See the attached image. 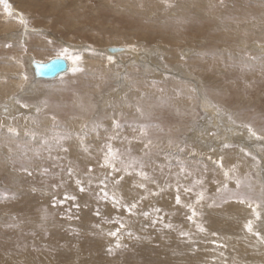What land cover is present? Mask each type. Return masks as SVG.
<instances>
[{"label":"rangeland","instance_id":"rangeland-1","mask_svg":"<svg viewBox=\"0 0 264 264\" xmlns=\"http://www.w3.org/2000/svg\"><path fill=\"white\" fill-rule=\"evenodd\" d=\"M263 15L264 0H0V68L20 86L0 99L4 105L17 99L14 116L0 110V118L27 122L0 125V263L64 264L96 253L105 264H156L144 262L146 255L164 258L163 248L171 250L173 242L214 236L216 218L228 219L234 209V233L260 236ZM128 46L139 52L166 47L153 51L166 67L172 50L180 59L186 55V73L162 68L160 75L154 64L148 73L135 66L121 71L114 54ZM54 58L70 59L72 70L53 81L32 80L29 60ZM89 66L106 67L102 84ZM76 67L83 79L59 87ZM118 74L128 76L126 89ZM101 86L106 103L96 95ZM130 86L142 96L127 100ZM143 102L146 110L153 105L154 119L141 117ZM203 102L218 109V121L208 118ZM225 114L236 125L227 127L239 134L251 129L257 139L246 147L222 135L220 157H214L228 164L221 173L212 158L195 154L198 145L186 132L196 123L222 126ZM189 121L180 132L178 125ZM249 224L256 229L250 232Z\"/></svg>","mask_w":264,"mask_h":264},{"label":"bare ground","instance_id":"bare-ground-1","mask_svg":"<svg viewBox=\"0 0 264 264\" xmlns=\"http://www.w3.org/2000/svg\"><path fill=\"white\" fill-rule=\"evenodd\" d=\"M245 1V0H244ZM212 3V1H209ZM208 2V3H209ZM239 2V1H238ZM254 4V3H253ZM207 5V4H206ZM257 5V4H256ZM212 6V4H211ZM209 9V8H208ZM248 13V12H247ZM261 13V12H260ZM208 15L206 14V20L207 19H210V17H207ZM261 18V17H259ZM264 20V15L262 17ZM258 21V20H257ZM256 23V22H255ZM246 24V23H245ZM257 24V23H256ZM252 25V24H251ZM258 25V24H257ZM220 26V25H218ZM26 27V26H25ZM24 27V28H25ZM28 27V26H27ZM29 29V28H28ZM31 32V31H30ZM13 36V35H12ZM17 37V36H16ZM39 41V40H38ZM37 44V43H36ZM43 44L44 42H40L39 46L43 47ZM68 45V44H67ZM203 45V44H202ZM69 46V45H68ZM73 46V45H70V47ZM164 46V45H162ZM162 46H158L156 47L157 49H159L160 51H162V53L164 51L167 50L166 47H164L163 49L161 48ZM261 46V45H260ZM73 47H76V46H73ZM250 48H256L255 50H257L259 47L255 44H251L249 45ZM21 48V47H20ZM111 48V47H109ZM156 48H153L152 49H148V50H144L142 52H139L137 50H134V48H131V47H125L123 49H121L120 52H117L115 55V59H117L118 61H116V65H118L119 63V69H121V71H127L128 70H133V67L132 66H135V67H140V68H143L144 71H146L148 73V70L150 67H153V64H154V67L156 70H158L159 74H160V71H163L162 68H166L165 70L167 69H170L171 71H178V72H183V73H186L185 71V65L183 64L184 62H188V60H186L188 57H186V55H183V59H180L179 57H177V53L176 51H173L172 50V54L174 56H172L173 61L171 62L172 64L169 66V67H166L164 66V64L162 65L161 64V60H159L156 55L154 54V50L156 51ZM38 49V48H37ZM42 49H45V48H42ZM74 50H76V48H72ZM82 49V48H81ZM106 49V48H104ZM264 49V48H263ZM183 49V53L185 52H189L190 50H187ZM215 51V50H214ZM83 52V51H82ZM125 52V53H124ZM170 51H167V53L169 54ZM182 53V54H183ZM93 54V53H92ZM97 54V53H96ZM158 54V52H157ZM165 55V54H163ZM85 56V55H84ZM97 56V55H95ZM152 56V57H151ZM179 56V55H178ZM123 57V58H122ZM128 58V60L126 58ZM154 57V58H153ZM193 58L195 56H192ZM182 58V57H181ZM52 60V59H51ZM67 60V59H66ZM85 60V59H84ZM31 62L30 64V67L32 69V80H39L37 78L34 77V64L35 63H40V62H36V60H32L30 59L29 60ZM68 61V70H72V63L70 62L71 60H67ZM76 62V61H75ZM82 62V61H81ZM16 63V62H15ZM79 63V62H78ZM189 63V62H188ZM187 63V64H188ZM74 64V63H73ZM84 64V63H83ZM98 64V63H96ZM90 65V64H88ZM92 65V64H91ZM95 65V64H94ZM101 65V64H100ZM114 65V66H116ZM160 66L159 68L156 67V66ZM189 65V64H188ZM78 66V65H77ZM97 66V65H96ZM2 67V66H1ZM19 68V67H18ZM187 68V66H186ZM4 69V68H3ZM6 69V68H5ZM21 69V68H20ZM87 70H89L90 72H92L91 75H93L95 77V82H96V85L97 84H102L103 81L102 79L104 78L103 76V73H106V67H100V68H95V69H92L91 66H89L88 68H86ZM102 69V70H101ZM11 70V69H10ZM16 70V69H15ZM19 70V69H18ZM80 68L78 69V67L75 68V71H73L71 73V75L66 76V78H63V80L61 81V83L59 84V87L62 88V86H66L67 84V80L68 79H76V80H79V79H83L82 76H76V71L79 72ZM141 70V69H140ZM152 70V69H151ZM0 99H6L9 97V95L13 92V91H16L20 86H19V83L18 82H8V78H11L12 75H10V73L8 72H4V70H1L0 68ZM109 71V70H108ZM142 71V72H144ZM168 71V70H167ZM165 71V72H167ZM65 73V72H64ZM64 73H61L60 75H58L56 78H58L59 76H61L62 74ZM135 73V72H134ZM109 74V73H108ZM171 74V73H170ZM182 74V73H180ZM10 75V76H9ZM156 75H158V73H156ZM161 75V74H160ZM173 75V74H172ZM183 75V74H182ZM116 76V75H114ZM118 82L119 84H121V87L120 89H126V83L129 82V80L126 78V77H122L121 74H118ZM184 76V75H183ZM145 77V76H144ZM163 77V75L161 76ZM55 78V79H56ZM86 78V77H85ZM84 78V79H85ZM55 79H52V80H46V81H53ZM108 79V78H107ZM125 79V80H124ZM92 80V79H91ZM45 81V82H46ZM75 81V80H74ZM83 81V80H81ZM88 80H86L87 82ZM93 82V80H92ZM123 82V83H122ZM33 83V82H32ZM32 83H30L32 85ZM196 83V82H194ZM110 84V83H109ZM118 84V85H119ZM130 84V82H129ZM58 85V84H57ZM99 86V85H98ZM58 87V88H59ZM84 86L81 85L79 86V88H83ZM103 87H104V84H103ZM131 87V86H130ZM33 88V87H32ZM92 88V86H91ZM196 88V87H195ZM128 89V88H127ZM97 92H96V95L97 97H99L103 102V103H106L107 102V99H109L108 97H105V96H109L107 93L105 94V92L102 91V86L97 88L96 89ZM28 91V90H27ZM130 91V90H129ZM58 92V91H57ZM120 92V91H119ZM124 92V91H122ZM114 91L112 90L110 92V94H113ZM23 94V93H22ZM84 94V93H83ZM125 94V93H124ZM139 95L142 96L141 93L137 92L134 88L131 87V92L127 95V100H132L134 101ZM111 96V95H110ZM117 96V95H115ZM146 96V95H145ZM124 97V96H123ZM144 97V96H143ZM58 98V97H57ZM147 98V97H146ZM85 99V97H84ZM83 99V100H84ZM134 99V100H133ZM141 99V98H140ZM110 100V99H109ZM125 100V98H124ZM142 100V99H141ZM4 101V100H3ZM16 102L17 99H15L14 97L11 98V100L9 101V105L6 104L4 105V103H1L0 104V110H2L3 112H6V113H3V114H6V115H13L15 114V107H17V105L13 102ZM89 101V100H88ZM137 101V100H136ZM143 101V100H142ZM127 102L126 101V105H127ZM141 102V101H140ZM148 102V101H147ZM144 103L143 102V105H142V108L144 107V115L141 116L143 119L146 118V120L148 119H154L155 118V114L156 112H154V110L152 109L153 108V105H151L149 107V109L146 110V106H149V102L148 104ZM18 103V102H17ZM82 103V102H81ZM130 101L128 102V105H129ZM132 103V102H131ZM138 103V102H137ZM175 103V102H174ZM177 103V102H176ZM96 104V103H95ZM98 104V103H97ZM102 104V103H100ZM146 106H145V105ZM172 104V103H171ZM8 105V106H7ZM122 106H125L126 105L123 103H121ZM176 105V104H175ZM179 105V104H178ZM178 105H177V108H178ZM89 106V105H88ZM102 105H100V108H101ZM121 106V107H122ZM132 106V105H131ZM97 107V106H96ZM105 108V106H102ZM129 108V106H127ZM126 107V108H127ZM180 107V106H179ZM183 107V106H182ZM103 108V109H104ZM136 108V107H135ZM138 108V107H137ZM184 108V107H183ZM202 108L203 110L206 112V114L208 115V118H212L213 121H218L217 120V116L219 115L218 113V109L213 107L209 102H203V105H202ZM107 109V108H106ZM141 109V108H140ZM185 109V108H184ZM139 110V109H138ZM192 110V109H191ZM128 113H132L133 116H135V114H137V111H134V110H129L127 109ZM187 111V110H185ZM194 111V110H193ZM136 112V113H135ZM182 112V111H181ZM180 112V113H181ZM127 113V112H125ZM139 115H141V111H139ZM1 114V113H0ZM123 114H124V111H123ZM183 114V113H182ZM186 115H188V113H185ZM184 114V115H185ZM125 115V114H124ZM131 115V114H130ZM226 115V114H225ZM42 116V115H41ZM40 116V117H41ZM149 116V117H148ZM179 116V115H178ZM9 117V116H7ZM6 117V118H7ZM184 117V116H183ZM134 118V117H133ZM141 118V119H142ZM30 119V118H29ZM135 119V118H134ZM189 119V118H188ZM192 119V118H191ZM223 119V118H222ZM34 120V119H33ZM56 120V119H55ZM59 120V119H58ZM147 120V121H148ZM60 121V120H59ZM92 121V120H91ZM133 121V120H132ZM139 121V120H138ZM188 121V120H187ZM222 121V122H221ZM11 122L10 118L9 119H1L0 118V125L5 123L8 125V123ZM135 122V120H134ZM134 122H132L131 124H128V125H133L134 127ZM192 121H189V123H185L186 125H178L180 127V132H183L186 130V128L188 127L187 125L190 124ZM222 126H215L216 124H214V126H212L211 124H209L208 128H206V123H196L195 127L193 126L192 130L189 132H186L187 136H188V139L190 140V142L192 141L194 144L198 145V148L196 147V150H195V154H197L198 156H207L208 158H212V160H210V164H214L217 166L218 170L222 172V170H220V166L223 164V166L226 164L228 165L226 162L224 163H220L215 161V159L217 157H220V155L218 156H215L218 152H220V150L218 149V147H222L223 146V142H222V138H220L222 135L223 136H226L225 138V142L227 143H232L233 141L237 142L238 146H246V147H249V141H252L254 139H257V138H251V136L249 135V131L250 130H241L240 133L242 134H239L237 132H239V129L237 132H235L234 130L231 129V127H227V126H236L233 119H231L230 117H228L226 115V117L224 118V121L223 120H220ZM12 123V122H11ZM24 123V120L23 119H19L17 121H13L12 124H22ZM44 123V122H43ZM48 123V122H47ZM46 123V125H47ZM155 123V122H154ZM24 124H27L24 123ZM39 124V123H38ZM45 124V123H44ZM42 124V125H44ZM104 124V123H103ZM107 124V123H106ZM140 124V123H139ZM148 125H150L149 123H147ZM206 124V125H205ZM45 125V126H46ZM141 125V124H140ZM154 125V124H153ZM199 125V126H198ZM252 125V124H251ZM137 126V125H135ZM187 126V127H186ZM18 127V126H17ZM29 127V126H28ZM131 127V126H130ZM153 127V126H152ZM190 127V126H189ZM238 127V126H237ZM235 128V127H234ZM242 128V126H241ZM172 129V128H171ZM247 129V128H246ZM23 130V129H21ZM29 130V128H28ZM174 130V129H173ZM76 131V130H75ZM78 131V130H77ZM212 131V132H211ZM19 132H21L19 130ZM27 132V131H25ZM32 132V131H31ZM215 132V133H214ZM33 133V132H32ZM210 133H214L215 135H210ZM13 134V133H12ZM16 134V133H15ZM25 135L27 133H24ZM35 134V133H33ZM180 134V133H179ZM184 134V133H183ZM14 135V134H13ZM31 136V134H27L26 136ZM8 136V135H7ZM25 136V137H26ZM235 137L234 140H232V137ZM15 137V136H14ZM170 139V138H169ZM222 139V140H221ZM188 140V141H189ZM148 142V141H147ZM255 142V141H253ZM262 142V141H261ZM192 144V143H191ZM225 144V143H224ZM234 144V143H233ZM236 144V143H235ZM256 144V143H255ZM261 144V143H260ZM259 144V146H260ZM263 145V144H262ZM263 147V146H262ZM182 148V147H181ZM193 148V147H192ZM214 149H218V151L216 152H212L211 150L214 151ZM240 149V148H239ZM255 150V148H254ZM258 150V148H257ZM212 152L213 155H206L207 152ZM246 151V150H245ZM249 151V149H248ZM201 152H202V155H201ZM254 153H258V152H254ZM257 155V154H256ZM261 155V154H260ZM216 157V158H214ZM224 157V156H223ZM256 157V156H255ZM226 158V157H225ZM80 160V159H79ZM263 160V159H262ZM228 161V160H226ZM216 162V163H215ZM262 169V168H261ZM219 173V172H218ZM236 173V172H235ZM222 176L224 174H221ZM259 177V176H258ZM155 196V195H154ZM252 197V196H251ZM253 198V197H252ZM263 206V205H262ZM255 207V206H254ZM239 208V207H238ZM235 210V209H234ZM234 210L230 211L229 213H227L226 215H229V218L227 219L226 216H224V218L220 219V218H216V221L213 223L214 225L212 226V232H215L214 233V236H211V237H206L205 235L207 233H204V235H201L200 237H204V238H200V239H196L192 242V244H174L171 243V250H169L168 248V251H166V248H163V251L161 252L162 254H164V258H162L161 255H158L157 252L155 253L156 254V258L155 257H151L150 255H146V258H145V261L144 262H152V258L155 259V262L156 264H264V228H260L259 229V233H261V235H247L246 234H242V233H234V226H232V220L230 218L233 217H237L234 215ZM257 214V213H256ZM263 214V213H262ZM236 220V219H235ZM238 221V220H237ZM240 221V220H239ZM243 221V220H242ZM241 221V222H242ZM202 222V221H201ZM253 223V222H252ZM234 224V223H233ZM239 224V222H238ZM241 224V223H240ZM245 224V223H244ZM236 225V223H235ZM247 225V224H246ZM239 226V225H238ZM243 226V225H241ZM253 226V225H252ZM244 227V226H243ZM241 227V228H243ZM253 228H255L253 226ZM256 229V228H255ZM235 230H238V227L235 229ZM244 230V229H243ZM258 231V230H257ZM240 232V231H239ZM251 232V231H250ZM254 232V231H253ZM216 234V235H215ZM252 234V233H250ZM211 235V234H210ZM176 243V242H175ZM143 249V248H142ZM81 256H79V258H75L73 261L72 260H69V259H66L64 261V264H105L104 262H106L105 259L107 258H104L102 257V255H99V254H94V255H91L89 259H84V258H80ZM83 257V256H82ZM125 258V257H124ZM143 259V258H142ZM117 260V259H116ZM6 264H9L8 261L5 262ZM111 263V262H110ZM117 263V262H116ZM0 264H3V263H0ZM29 264V263H28ZM41 264H46L45 262H42ZM58 264H61V263H58ZM112 264H115V263H112Z\"/></svg>","mask_w":264,"mask_h":264},{"label":"water","instance_id":"water-1","mask_svg":"<svg viewBox=\"0 0 264 264\" xmlns=\"http://www.w3.org/2000/svg\"><path fill=\"white\" fill-rule=\"evenodd\" d=\"M112 49V52H116ZM68 69V61L63 58H54L46 63L34 64V77L39 80H52Z\"/></svg>","mask_w":264,"mask_h":264},{"label":"snow or ice","instance_id":"snow-or-ice-1","mask_svg":"<svg viewBox=\"0 0 264 264\" xmlns=\"http://www.w3.org/2000/svg\"><path fill=\"white\" fill-rule=\"evenodd\" d=\"M109 59H111V57H109ZM74 71H75V69H74ZM251 130V129H250ZM253 135H255V133L253 132L252 133ZM141 175H144L143 173H141ZM77 183H79V181H77ZM141 186H143V185H141ZM106 196H107V193L105 194ZM177 203H179V200L177 201ZM136 207V205L135 204H133V205H131V207L128 209V211H130L131 212V210L132 209H134ZM98 214V213H97ZM145 215H147V213H145ZM248 229H249V231H251L252 230V225L251 224H249L248 226ZM201 231H203V229H201ZM111 235H113V236H115L116 235V233L115 232H113V233H111Z\"/></svg>","mask_w":264,"mask_h":264}]
</instances>
